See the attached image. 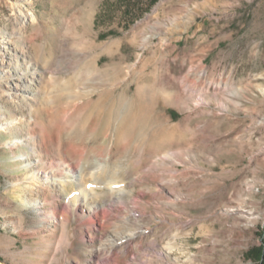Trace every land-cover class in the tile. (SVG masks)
Masks as SVG:
<instances>
[{
	"label": "rangeland",
	"instance_id": "1",
	"mask_svg": "<svg viewBox=\"0 0 264 264\" xmlns=\"http://www.w3.org/2000/svg\"><path fill=\"white\" fill-rule=\"evenodd\" d=\"M149 2L0 0V264H258L264 0Z\"/></svg>",
	"mask_w": 264,
	"mask_h": 264
},
{
	"label": "trees",
	"instance_id": "2",
	"mask_svg": "<svg viewBox=\"0 0 264 264\" xmlns=\"http://www.w3.org/2000/svg\"><path fill=\"white\" fill-rule=\"evenodd\" d=\"M156 0H150L149 3H153ZM261 244L259 245V247L253 249L250 252V256L255 259L256 262H258V264H264V227L262 229V233H261Z\"/></svg>",
	"mask_w": 264,
	"mask_h": 264
},
{
	"label": "bare ground",
	"instance_id": "3",
	"mask_svg": "<svg viewBox=\"0 0 264 264\" xmlns=\"http://www.w3.org/2000/svg\"><path fill=\"white\" fill-rule=\"evenodd\" d=\"M79 184H80V181H79Z\"/></svg>",
	"mask_w": 264,
	"mask_h": 264
}]
</instances>
